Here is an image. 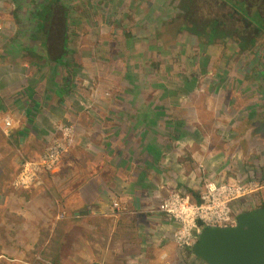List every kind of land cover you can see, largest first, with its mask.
Segmentation results:
<instances>
[{
	"label": "rangeland",
	"instance_id": "1",
	"mask_svg": "<svg viewBox=\"0 0 264 264\" xmlns=\"http://www.w3.org/2000/svg\"><path fill=\"white\" fill-rule=\"evenodd\" d=\"M65 1L71 13V58L78 65L71 76L61 67H40L32 53L20 50L13 57L7 45H23L24 33L31 30L21 13L29 2L0 0V202L7 204L14 191L32 190L35 203H53L57 215L64 216L58 221H64L70 213V202L62 201L67 191L107 169L104 174L111 179L105 181L114 182L111 171L122 167L120 175L127 183L139 185L142 180L158 190L155 212L166 201L198 205L209 181L254 186L251 194L230 203L235 218L261 205L264 32L252 51L256 57L245 52L242 56L234 44L216 42L203 48L184 36L176 42L175 29L167 24L173 14L167 0ZM146 51L159 54L157 72L149 69L152 59ZM8 57L25 70L23 77L34 90L39 87L33 98L40 102L37 119L26 139L18 131L28 124L33 110L24 114L13 103L26 83H10ZM67 76L68 89L58 94L61 102L55 93ZM5 118L10 120L7 128ZM51 154L57 159L54 164L48 160ZM148 155L152 167L145 170ZM25 163L31 164L32 182L29 188L16 190L13 183ZM73 167L75 175L63 174ZM175 181L183 188H176ZM185 187L196 191L199 199ZM15 197L17 203L26 200L22 193ZM114 202L123 209L117 213L113 208L115 213H130L125 204ZM165 218L172 223L173 234L184 227L190 243L182 245L179 235L177 241L172 238L173 264H204L188 253L202 227L195 228L190 218L185 222Z\"/></svg>",
	"mask_w": 264,
	"mask_h": 264
},
{
	"label": "crops",
	"instance_id": "2",
	"mask_svg": "<svg viewBox=\"0 0 264 264\" xmlns=\"http://www.w3.org/2000/svg\"><path fill=\"white\" fill-rule=\"evenodd\" d=\"M31 32L24 33L21 39L24 45H7L13 57L20 50L31 53L30 48L36 49ZM28 60L27 63L32 61ZM7 61L10 62V83L19 84L23 80L26 83L14 95L13 101L25 114L33 107V98L39 87L34 90L30 80L24 79L26 72L17 65L15 58L8 57ZM41 63L36 65H46L43 60ZM35 103L40 102L36 100ZM32 123H23L19 131H33ZM19 137L26 139L27 135ZM74 167L63 174L70 171L71 174H67L75 175ZM120 169L122 167L111 171L114 182L105 181L107 177L111 179L104 174L109 172L107 169L104 173L89 176L90 179L75 190L67 191L62 201L70 202V213L64 221L56 220L53 203L44 200L35 203L37 198L33 195L36 192L32 190L14 191L7 204L0 202V264H173L176 257L172 239L174 227L165 216L155 212L160 202L156 199L158 190L143 185L142 180L139 185L130 181L134 185L131 186L121 178L123 171ZM38 189L42 188H35ZM17 193H22L26 200L17 203ZM114 201L125 204L130 213H115ZM261 202L256 208L264 206V200ZM2 209L6 212L3 213Z\"/></svg>",
	"mask_w": 264,
	"mask_h": 264
},
{
	"label": "trees",
	"instance_id": "3",
	"mask_svg": "<svg viewBox=\"0 0 264 264\" xmlns=\"http://www.w3.org/2000/svg\"><path fill=\"white\" fill-rule=\"evenodd\" d=\"M26 1L29 4L25 5L26 9L21 13L24 15L25 24L31 26L32 44L35 45L36 49L30 48V52L34 55V59L38 62L45 61V64L53 70L57 67L67 69L69 76H71L72 70L78 65L72 62L71 58V13L67 1ZM167 1L173 9V14L167 24L170 25L172 30L175 29L176 42L184 36L189 41L194 40L197 46L203 48L214 45L216 42L230 46L234 44L237 54L242 55L245 52L246 56L256 57L252 51L256 49V39L264 32V0ZM158 55L155 52L146 51L145 53L146 57L152 59L148 63L151 71H158V61H156L159 60L157 59L159 58ZM34 63V60L29 62L30 65H34ZM68 78V76L63 78L62 87L58 86V89H56L55 94L59 101L62 99L58 96V94L60 95L59 92L64 93L68 89H66L69 85ZM35 102L32 109H30V111L33 110V116L30 120L28 118L30 123L35 120L36 113L39 110V103ZM138 124L139 122H134L133 125ZM28 131L22 129V131H18V135L23 136ZM149 157L151 156L148 155V158L144 160L145 170L152 167V159L150 160ZM175 182L176 188H183L179 182ZM259 182L262 183L261 180ZM185 190L196 200L199 199L196 191L186 187ZM188 253L191 254V248Z\"/></svg>",
	"mask_w": 264,
	"mask_h": 264
},
{
	"label": "water",
	"instance_id": "4",
	"mask_svg": "<svg viewBox=\"0 0 264 264\" xmlns=\"http://www.w3.org/2000/svg\"><path fill=\"white\" fill-rule=\"evenodd\" d=\"M204 264H264V206L239 213L230 226H206L191 245Z\"/></svg>",
	"mask_w": 264,
	"mask_h": 264
},
{
	"label": "built area",
	"instance_id": "5",
	"mask_svg": "<svg viewBox=\"0 0 264 264\" xmlns=\"http://www.w3.org/2000/svg\"><path fill=\"white\" fill-rule=\"evenodd\" d=\"M4 126L6 128L10 126L9 118L4 119ZM48 160L51 161V164H54L57 159L51 154L48 156ZM40 166L44 167L43 163H41ZM49 166L50 165H48L47 168ZM31 172V164L25 163L23 173H21L14 181L13 188L16 190L29 188L32 182ZM253 189L254 186L252 184H248L247 186H226L209 181L203 187V193L200 197L201 202L198 203V205L190 206L188 203L183 205V203L179 202L175 206L172 202L166 201L160 205L158 213L164 215L165 217L167 216L169 219H175L177 221L183 220V222H185L186 220L191 219L192 225L195 228H197V224L201 226L202 229L206 226H230L233 225L236 220V218L232 216V212L229 207L230 203L251 194ZM113 208L117 213L121 210L123 212V209H120L118 203L116 202L113 203ZM63 218V215H57V220ZM184 231L186 230L183 227V231L181 230L177 233V235L181 236L178 239L180 242L184 243L182 245L188 246L190 243L186 242ZM200 231L201 230H199V232ZM177 235L173 234L175 241H177Z\"/></svg>",
	"mask_w": 264,
	"mask_h": 264
}]
</instances>
